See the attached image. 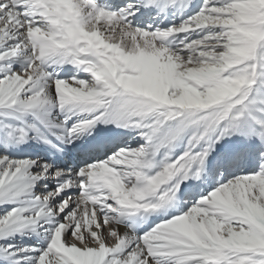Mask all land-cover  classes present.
I'll use <instances>...</instances> for the list:
<instances>
[{"label":"snow or ice","instance_id":"1","mask_svg":"<svg viewBox=\"0 0 264 264\" xmlns=\"http://www.w3.org/2000/svg\"><path fill=\"white\" fill-rule=\"evenodd\" d=\"M0 264H264V0H0Z\"/></svg>","mask_w":264,"mask_h":264}]
</instances>
